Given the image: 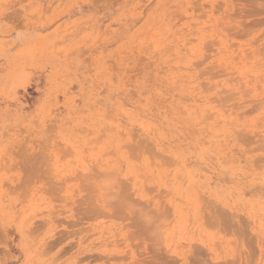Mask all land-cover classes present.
<instances>
[{
    "label": "rangeland",
    "instance_id": "374dc122",
    "mask_svg": "<svg viewBox=\"0 0 264 264\" xmlns=\"http://www.w3.org/2000/svg\"><path fill=\"white\" fill-rule=\"evenodd\" d=\"M0 264H264V0H0Z\"/></svg>",
    "mask_w": 264,
    "mask_h": 264
}]
</instances>
